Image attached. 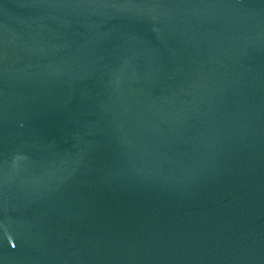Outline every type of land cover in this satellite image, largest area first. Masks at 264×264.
Masks as SVG:
<instances>
[{"label":"water","instance_id":"1","mask_svg":"<svg viewBox=\"0 0 264 264\" xmlns=\"http://www.w3.org/2000/svg\"><path fill=\"white\" fill-rule=\"evenodd\" d=\"M0 264H264V0H0Z\"/></svg>","mask_w":264,"mask_h":264}]
</instances>
